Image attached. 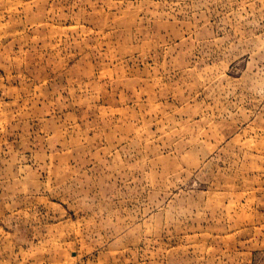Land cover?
<instances>
[{"label":"rangeland","instance_id":"374dc122","mask_svg":"<svg viewBox=\"0 0 264 264\" xmlns=\"http://www.w3.org/2000/svg\"><path fill=\"white\" fill-rule=\"evenodd\" d=\"M0 264H264V0H0Z\"/></svg>","mask_w":264,"mask_h":264}]
</instances>
